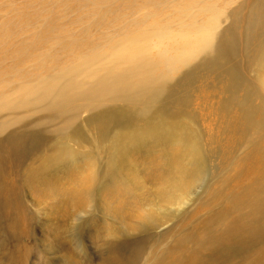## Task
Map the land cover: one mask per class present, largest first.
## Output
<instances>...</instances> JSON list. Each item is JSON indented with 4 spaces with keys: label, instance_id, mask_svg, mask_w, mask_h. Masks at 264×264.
<instances>
[{
    "label": "rangeland",
    "instance_id": "1",
    "mask_svg": "<svg viewBox=\"0 0 264 264\" xmlns=\"http://www.w3.org/2000/svg\"><path fill=\"white\" fill-rule=\"evenodd\" d=\"M223 30L218 58L201 44L168 73L162 104L93 108L81 97L73 138H59V120H37L53 113L45 106L18 110L5 131L20 146L0 141V264H167L217 211L220 182L257 174L236 163L264 143V0H0V103L73 69L104 74L129 52L157 59L164 37ZM9 114L0 104V120ZM55 141L72 158H47Z\"/></svg>",
    "mask_w": 264,
    "mask_h": 264
},
{
    "label": "bare ground",
    "instance_id": "2",
    "mask_svg": "<svg viewBox=\"0 0 264 264\" xmlns=\"http://www.w3.org/2000/svg\"><path fill=\"white\" fill-rule=\"evenodd\" d=\"M230 36L231 33L228 30H223L217 34L207 33L190 42L164 37L163 39L167 42L159 43L157 59L149 55L129 52L124 58L115 57L113 64L104 74L91 68L73 69L70 70L66 80L61 77L51 78L41 92H25L21 95L22 101L0 103L2 109L9 110L11 113L0 120V134L5 132L0 137V141L10 140L8 149L15 144L16 148L20 146L18 143L20 140L14 142L12 137H9L11 131H5L6 127L23 119L22 114L18 112L20 109L27 112L45 106L53 113L37 120L39 122L44 119L59 120L61 122L58 128L61 130L59 138L64 134L66 135L64 137L73 138L67 135L65 130L71 122L68 115L79 110L74 107L80 106L81 97H86L89 101L85 106L93 108L99 107L105 101H120L125 104L124 106H130L136 102L142 105L162 104V99L170 95L171 90L168 84V73L174 71L180 63L185 61L186 56L201 44L209 49L215 60L223 53L224 42ZM98 113L112 116L113 110H103ZM61 115L65 118L62 119ZM25 135L22 139L30 140L27 139L28 135ZM254 142L260 145L255 156L248 160L249 164L246 161L247 165L245 161H238L236 167L238 172L241 169L249 173L254 170L257 174L251 175V178L247 175L241 178L236 173L233 184H226L221 180L223 182L214 189L211 202L217 205V211L204 220L201 229L195 227L188 229L178 249L168 251L167 264H223L232 256L248 259L250 264H264V143ZM37 145L40 147L42 144H39L37 140L34 146ZM53 145L55 146L49 152H45L47 158H72L71 156L74 155L73 151L60 141H55ZM18 149L14 148L13 153L23 152L22 149ZM250 152H253L252 149ZM240 158H245V154ZM1 191L0 194H2ZM186 242L189 246L185 244Z\"/></svg>",
    "mask_w": 264,
    "mask_h": 264
}]
</instances>
